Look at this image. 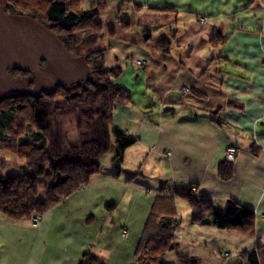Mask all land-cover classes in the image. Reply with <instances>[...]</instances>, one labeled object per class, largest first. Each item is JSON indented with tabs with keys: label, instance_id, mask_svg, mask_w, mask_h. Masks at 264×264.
Returning a JSON list of instances; mask_svg holds the SVG:
<instances>
[{
	"label": "crops",
	"instance_id": "1",
	"mask_svg": "<svg viewBox=\"0 0 264 264\" xmlns=\"http://www.w3.org/2000/svg\"><path fill=\"white\" fill-rule=\"evenodd\" d=\"M122 2L119 13L125 18L119 21L116 17L111 29L106 28L114 33L103 37L107 42L99 40L97 48L104 50L105 69H120L116 83L131 94L130 103L115 108L113 128L136 143L126 150L118 173L117 166L112 165L107 173L101 167L88 186L62 201H69L73 208L76 200L88 211L93 202L109 195L99 205L111 215L99 219L91 212L86 214L93 238L74 251L73 264H79L85 253L104 264V254L96 252L97 243L104 241L100 251L108 254L117 229L128 231L126 219H115L116 190L147 194L153 182L154 199L160 196L164 183H172L194 186L196 197L218 210H224L228 201L250 210L254 214L255 243L241 252L263 245L264 0ZM133 25L136 27L130 31ZM160 37L169 45L156 47ZM218 37L222 42L212 40ZM69 144L76 145L75 136L71 135ZM229 147L237 150L233 176L221 181L217 166ZM126 164L128 169H124ZM137 171L141 175L126 182ZM181 202L175 199L180 224ZM187 208L183 209L187 212L185 228L192 234L195 227ZM43 217L39 234L46 224ZM9 221L0 215V226L10 228Z\"/></svg>",
	"mask_w": 264,
	"mask_h": 264
},
{
	"label": "trees",
	"instance_id": "2",
	"mask_svg": "<svg viewBox=\"0 0 264 264\" xmlns=\"http://www.w3.org/2000/svg\"><path fill=\"white\" fill-rule=\"evenodd\" d=\"M80 4L81 0H1L5 13L26 16L44 26L72 56L84 57L90 70L84 80L70 86L34 94H0V151L11 152L23 162L27 172L23 176H0V215L11 221H31L33 216L40 217L53 210L100 173L101 162L111 147H114L113 163L119 167L126 150L136 143L112 125L115 108L131 101L130 92L116 83L120 69H105L104 50L80 56L81 50L114 33L97 21L107 10V3L99 0L87 10H81ZM212 40L222 42L219 37ZM165 44L169 45L165 37L155 42L160 48ZM10 75L22 79L27 90L34 87L31 74L11 72ZM56 100L63 104L56 106ZM26 131L31 132L28 135ZM70 135L75 136V146L68 142ZM45 171L51 174L49 185L38 181ZM139 175L140 171L130 174L126 182ZM232 176L233 163L221 161L217 177L229 181ZM175 199L189 207L194 226L254 238V214L250 210L234 201H228L224 210H218L209 201L197 198L194 186L173 185L169 189V184L164 183L135 249V264H162L165 255L174 250ZM148 254L153 256L151 261L146 260ZM238 258L246 264H264V244L239 253ZM179 260L187 261L189 257ZM79 264L102 263L85 253Z\"/></svg>",
	"mask_w": 264,
	"mask_h": 264
},
{
	"label": "rangeland",
	"instance_id": "3",
	"mask_svg": "<svg viewBox=\"0 0 264 264\" xmlns=\"http://www.w3.org/2000/svg\"><path fill=\"white\" fill-rule=\"evenodd\" d=\"M81 10H87L91 4H95L99 0H81ZM107 3V10L100 16L97 21L100 22L105 29H111V26L116 22V17L119 21L125 18L124 13H119L123 4L122 0H104ZM1 5V0H0ZM82 5V6H81ZM132 26L130 31L135 29ZM106 29V30H107ZM80 34L79 36H81ZM131 35V34H130ZM133 36V35H132ZM107 42V38H101ZM100 39V40H101ZM98 42V41H97ZM90 47L81 50L80 56H86L87 52L98 50L99 42ZM143 63H141L142 65ZM144 66V65H142ZM56 106H61V100L55 101ZM31 131H26L29 135ZM68 137V142L69 138ZM72 137H74L72 135ZM102 160L101 167L104 173L111 170L113 164V149ZM232 148V147H229ZM237 157V156H236ZM225 161V160H224ZM235 162V161H234ZM233 162V163H234ZM116 168V167H115ZM118 168V167H117ZM116 168V170H117ZM129 164L124 166L128 169ZM108 169V170H106ZM27 172L23 166V162L19 161L11 152L0 151V176L19 175L23 176ZM40 182L49 185L51 183V174L45 171L43 176L39 178ZM153 182V181H152ZM169 184V189L173 187ZM147 194L137 193V191L124 192L121 188L115 192V215L116 220L126 219L128 222L127 233L123 232L121 227L117 229V233L111 240L109 251L104 253L100 251L104 247V241L98 245L97 253H102L105 257L104 264H135V249L144 228L147 217L152 209L154 202L155 184L150 183ZM154 188V189H153ZM109 195H103L98 201L92 203L90 210L80 207L78 202L74 200V207H70L69 201L61 202L53 210L40 215L45 221V228L39 234L38 228L31 221H9V227L0 226V264H73L72 255L74 251H79L80 248L90 244L92 233L89 234L85 219L86 214L91 212L93 216L102 219L107 215H111L110 210H105L103 206L100 209L99 204H104ZM42 196L39 195V200ZM65 201V200H64ZM183 207H179V215L182 218L181 224L177 219V226L174 229L177 238L174 239V250L168 252L162 260V264H229L231 260L237 259V254L241 253L249 247L254 246L255 241L249 238H244L229 231L218 230L215 228H200L197 226L191 233H187L185 228V217L187 212L183 209H188L184 202H181ZM107 204V203H106ZM86 211V212H85ZM189 213V212H188ZM171 216V215H170ZM32 220V219H31ZM97 220V219H96ZM99 221V220H97ZM174 222V223H175ZM100 224V223H99ZM180 224V225H179ZM125 230V227H124ZM125 233V236H123ZM191 234V235H189ZM104 240V239H103ZM189 260L181 261L182 257H188ZM226 256H228L226 258ZM153 256L148 254L146 260L151 261ZM49 258V259H47ZM238 264H246L238 258Z\"/></svg>",
	"mask_w": 264,
	"mask_h": 264
},
{
	"label": "water",
	"instance_id": "4",
	"mask_svg": "<svg viewBox=\"0 0 264 264\" xmlns=\"http://www.w3.org/2000/svg\"><path fill=\"white\" fill-rule=\"evenodd\" d=\"M44 63V66H41ZM9 71L31 74L34 87ZM90 74L84 57L72 56L44 26L26 16L7 14L0 5V94L37 93L81 82Z\"/></svg>",
	"mask_w": 264,
	"mask_h": 264
},
{
	"label": "built area",
	"instance_id": "5",
	"mask_svg": "<svg viewBox=\"0 0 264 264\" xmlns=\"http://www.w3.org/2000/svg\"><path fill=\"white\" fill-rule=\"evenodd\" d=\"M142 65H144V64H142ZM236 156H237V150L236 149L227 148L225 150V152L223 153V160L230 162V163H233L236 160ZM31 222L34 226L38 225L40 223V217L39 216H33ZM123 236H125V234ZM227 257L228 256H226V258Z\"/></svg>",
	"mask_w": 264,
	"mask_h": 264
},
{
	"label": "flooded vegetation",
	"instance_id": "6",
	"mask_svg": "<svg viewBox=\"0 0 264 264\" xmlns=\"http://www.w3.org/2000/svg\"><path fill=\"white\" fill-rule=\"evenodd\" d=\"M41 66H44V63H43ZM9 72H10V73H11V72L16 73V72H18V71H9ZM18 73H21V72H18ZM23 74H25V73H23Z\"/></svg>",
	"mask_w": 264,
	"mask_h": 264
}]
</instances>
